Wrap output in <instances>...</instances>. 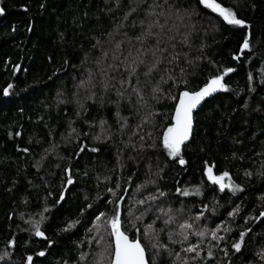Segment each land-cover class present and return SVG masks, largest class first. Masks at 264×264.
I'll use <instances>...</instances> for the list:
<instances>
[{"label": "trees", "instance_id": "obj_1", "mask_svg": "<svg viewBox=\"0 0 264 264\" xmlns=\"http://www.w3.org/2000/svg\"><path fill=\"white\" fill-rule=\"evenodd\" d=\"M153 2L161 7L155 9L156 16L146 17ZM217 2L233 7L251 25V51L245 50L239 61L233 55L239 54L248 30L227 25L198 0H134L133 5L121 0L120 8L115 0H1L0 256L9 255L0 264H28V256L32 264H109L108 232L87 231L100 211L111 212L107 201L114 197L109 188L124 197L122 227L130 238H141L149 264H264L257 255L264 250V217L251 219L264 211V0ZM135 5L137 11L124 20ZM149 19L164 25L162 33L159 26L152 32L161 33L159 47L166 49L153 84L168 70L179 78L183 68L190 86H203L223 68L236 69L225 77L229 90H221L195 114L193 136L182 149L188 161L183 166L167 156L161 143L175 102L156 103L152 85L144 88V107L135 96L130 104L116 95L120 81L128 79L125 63L154 59L147 50L154 48L156 36L143 44L135 39L141 21L146 31ZM117 24L123 26L117 29ZM173 56L177 59L169 63ZM145 70L143 65L137 70L141 86ZM9 83L13 88L5 96L2 90ZM183 88L174 87L171 80L163 85L165 93ZM118 100L120 115L127 118L123 129L116 117ZM150 111L159 115L137 128ZM101 120L107 121L103 127L108 131L102 130ZM153 141L157 147H148ZM80 146L86 150L77 156ZM92 147L99 151L92 152ZM205 161L214 166L215 175L227 171L242 191L221 192L204 174ZM69 167L72 185L66 184L64 170ZM62 191L65 198L57 203ZM159 191L166 195L159 197ZM152 195L159 198L148 200ZM149 205L152 210L146 212ZM160 208L172 210L167 226ZM235 208L240 212L233 219L228 213ZM200 213L201 219L195 220ZM74 221L78 223L69 228ZM185 221L193 223L191 231H205V236L190 235L183 244L174 243L182 239L179 225ZM32 222L40 223L47 240L34 235ZM148 224H153L151 239L143 235ZM217 225L218 234L226 237L219 242L208 232ZM225 227L231 231L224 232ZM248 228L238 253L231 245ZM12 239L16 243L9 246ZM190 243L200 244L195 260V253L184 251ZM40 251L43 257L37 255Z\"/></svg>", "mask_w": 264, "mask_h": 264}, {"label": "snow or ice", "instance_id": "obj_2", "mask_svg": "<svg viewBox=\"0 0 264 264\" xmlns=\"http://www.w3.org/2000/svg\"><path fill=\"white\" fill-rule=\"evenodd\" d=\"M167 2V0H165ZM200 5H203L204 8L210 9L211 12L216 13L218 17L222 18V21L225 22L227 25L239 28L241 30L247 29L248 32L245 35H242V43L239 45V54L233 55V59L239 61L241 58V55H245V50L251 51V25L244 19L238 16L237 11L233 7L224 6L221 2H217V0H198ZM116 8H120L121 6V0H115ZM134 0H129V4L133 5ZM161 7V5L153 2L148 6V9L145 12L146 17H154L157 15L155 12V9ZM254 7V6H253ZM138 5L129 7L128 11L124 15V20H127L134 12L137 11ZM4 8L0 7V14H3ZM145 21H141L142 31L141 34L136 36L135 39L140 41L141 44H143L149 37L156 36V44L153 49H148L147 51H151L152 56L154 59L149 63L143 59H133L131 61V64H127L125 62V70L128 73V79L124 80L122 79L120 81V88L117 90L116 95L122 100L127 99L128 102L132 103V97L135 96L136 102L141 106L144 107L147 105V101L145 100L144 95V88L151 86V99H153L156 103H160L164 100H171L174 101V109L170 116L169 122L167 123L161 137V143L163 150L166 152L167 156L172 158L173 160L177 161L181 166L186 165L188 161L185 159L183 155V148L187 147V142L190 141V139L193 136V127H194V111L198 109V106L201 105V103L205 100L206 97H209L211 94L216 93L218 90L228 91V85L224 82L225 77L236 71L233 67H225L223 68V71L219 74L212 75L210 79H207L203 86H190V81L186 78L187 73L182 68L181 69V77L174 78L173 73L171 70H168L166 75H161L159 81H156L155 84H153V74L155 72H159V65L163 62V52L166 51V49L160 48V44L162 42L161 39V33L163 31L164 25L159 24L158 20H148V26L147 30L144 29ZM122 24H117V29L122 27ZM159 26L161 29V33H153L152 28ZM112 33H109V36H111ZM99 43V41H97ZM119 47V45H117ZM160 53V56L157 57V53ZM141 54L140 49H137V56ZM146 54V53H145ZM177 59L176 56L172 57V60L169 61V63L174 62ZM250 59V57H249ZM191 63V61H189ZM143 65L146 69L143 72V75L145 76L144 85L141 86V82L138 75V68ZM112 67H118V66H112ZM19 69V66H16V70ZM135 77V83L133 84L132 78ZM252 75L249 74V80L251 81ZM171 80L173 81V86L176 88H179L180 84L184 85L183 90L178 91V93H172L171 91L165 93L163 91V85L167 84V82ZM264 82V81H262ZM110 85L106 82L104 84L105 90L108 89ZM13 88V84L9 83L6 87L3 88V94L5 96L10 94V89ZM129 88L131 89L129 91ZM94 95V94H93ZM93 97L90 96L89 99H92ZM95 102V101H94ZM103 104V101L101 102ZM119 103L120 100L116 101L117 105V112L116 117L118 121L122 120L123 124L121 125V129H123L124 126L127 124V118L121 117L120 111H119ZM83 108V105H81ZM140 108H136V114H139ZM159 115V113H156L155 111H150L145 116L141 117V123L137 125V128H141L143 124L148 122L149 117L154 120V118ZM102 130L108 131V129H105L103 126L107 124L106 120L100 121ZM92 124H89V127H92ZM110 127V126H109ZM72 132L75 133L76 129L73 128ZM135 135V133H133ZM16 135H20V133H16ZM83 135L87 136V133H84ZM148 138H152V134L148 133ZM79 138V137H77ZM95 139L99 140L100 137L96 136ZM140 140H144V136L140 137ZM150 148L157 147L155 141H153L150 145H148ZM144 148V145L141 144V149ZM86 150L85 146H80L79 152L76 153L77 156L80 155V153H83ZM92 152H97L99 149L92 147L90 149ZM24 152H27L28 149H23ZM213 167L214 166H208L207 161H205V171L204 174L207 176V179L213 184L218 185L219 190L223 192L226 188L230 189L232 191L241 190L239 185L235 184L232 181L231 176L227 171H223L219 175H215L213 173ZM67 173L66 176V184L72 185L74 183L73 176L71 174V168H66L64 170ZM87 173H85L86 175ZM245 175H251V173L246 172ZM131 179V178H129ZM154 183V182H153ZM120 184L117 182L116 189L119 190ZM66 190V189H65ZM139 190V189H138ZM126 191V190H125ZM108 192L112 193V196L114 199L108 200L107 203L112 205V210L110 213L100 211L97 215H95L94 222L92 225V228H89L87 231L91 232L93 229H95L98 233L101 231H107L108 235L110 237L109 245H108V251L110 254V261L109 264H149V259L146 256V249L145 246L141 243V238L139 236L130 238V236L127 234V232L122 227V220H121V202L123 201V196H118L117 191H114L112 188L108 189ZM177 192H180L182 195L187 196L189 193L188 191L181 190L177 188ZM166 193L163 191H159V197L165 196ZM159 197L152 195L148 197V200L156 201ZM65 198L64 191L60 193L59 200L57 203L63 201ZM261 200H264V196H261ZM137 204L144 205L146 203L145 200H138L136 202ZM88 208H92L93 205L89 204L87 206ZM47 210V209H46ZM151 205L145 210L151 211ZM159 211L161 214L166 217L164 219L165 226L169 225L173 217L169 214L171 213V209L169 208L167 211L165 209L160 208ZM240 209L235 208L233 211H230L228 213L229 217H232L233 219L239 214ZM129 213L131 215V209H129ZM143 214V213H142ZM203 216V213H200L195 217V220L199 221L201 217ZM260 217H264V211H261L259 213L258 217H251V219H260ZM160 217L158 216L157 219ZM43 219V217H42ZM136 219H140V217H136ZM33 228H34V235L37 237L44 238L47 240V237L45 236L44 231L40 228L39 222H32ZM75 223H78V221H74L69 225V228L72 227ZM224 223H228L225 221ZM247 223V220L245 221ZM180 229L184 230L180 232V236L182 237L179 241H173L174 243L178 242L183 244L184 242L189 240L190 235H196L198 237H204L205 231H191L194 228L193 223H190L188 221H185L184 223H181L179 225ZM153 229V224H148L144 231V238L151 239L152 233H150L149 230ZM68 230V229H64ZM164 229H161L163 231ZM221 230V226L217 225L213 229H209L208 232L211 235V239L213 241H221L225 240V236H221L218 233ZM139 231V229H137ZM224 232H230L231 229L229 227L223 228ZM251 228H248L246 231H240L239 232V239L232 243L231 247L235 249L236 252H241L242 245L245 241V236L247 232H250ZM173 233L169 232V238H172ZM101 239L103 237L101 236ZM16 243L15 239L9 240L8 244L9 246H14ZM49 245H51V241H48ZM153 248L157 247H163L162 245L153 244ZM187 253H195L196 256L192 257L193 260L196 259V257L199 256L200 251V244H189L187 248L184 249ZM225 255L228 254L227 249H224ZM9 255L7 252L4 253L3 256H0V259H4L5 256ZM38 256L43 257L45 255L44 251H40L37 253ZM178 255V254H177ZM208 257H212L213 253L211 250L207 253ZM257 255L260 256L261 261H264V250H262ZM28 264H32L33 257L28 256L27 257ZM154 264V262H153Z\"/></svg>", "mask_w": 264, "mask_h": 264}, {"label": "water", "instance_id": "obj_3", "mask_svg": "<svg viewBox=\"0 0 264 264\" xmlns=\"http://www.w3.org/2000/svg\"><path fill=\"white\" fill-rule=\"evenodd\" d=\"M0 2H1V0H0ZM220 92H221V90H218L216 93H213V94H211L209 97H206L205 100L201 103V105L198 106V109L194 111V113H193L194 117H195V114L201 109V107L204 105V103H205L207 100L213 98L214 96H216V95L219 94ZM193 131H194V127H193ZM146 256H147V253H146ZM147 258H148V257H147Z\"/></svg>", "mask_w": 264, "mask_h": 264}]
</instances>
